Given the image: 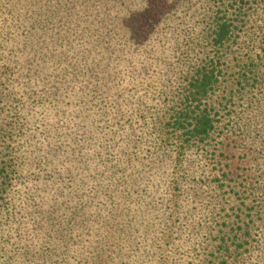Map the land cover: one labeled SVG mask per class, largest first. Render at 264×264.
I'll return each instance as SVG.
<instances>
[{"label": "rangeland", "instance_id": "1", "mask_svg": "<svg viewBox=\"0 0 264 264\" xmlns=\"http://www.w3.org/2000/svg\"><path fill=\"white\" fill-rule=\"evenodd\" d=\"M223 9L213 127L186 141L172 122L197 104L170 109L158 72L214 55ZM0 111L14 264H264V0H0Z\"/></svg>", "mask_w": 264, "mask_h": 264}, {"label": "trees", "instance_id": "2", "mask_svg": "<svg viewBox=\"0 0 264 264\" xmlns=\"http://www.w3.org/2000/svg\"><path fill=\"white\" fill-rule=\"evenodd\" d=\"M237 2V0H234ZM240 10V9H239ZM238 10V11H239ZM220 13L221 16L214 17L212 19V29L211 33L206 37H210L208 46L213 47L214 55L209 54V52L202 51L200 49H195L197 58L194 60L190 72H187L184 77L181 76L176 78L177 74L175 72V83L169 87L165 86L164 82L170 81L171 78H167V72L163 71V68L158 72V80H162L160 86L161 93L165 95L164 101L170 103V109L175 106H179L181 103H196L197 106H193L191 109L185 110L179 116L183 117L181 121L175 120L172 125H175L177 129H182V134L187 136L188 141L191 138L204 139L213 127L214 116L212 109L216 105L213 104L212 98L216 87L218 86V81L220 79V72L215 60L216 53H218L227 43H229L234 37V29L236 25L234 24L235 17L228 16L227 10L223 9ZM236 12H234V15ZM200 42V41H199ZM180 44V43H178ZM212 53V52H211ZM172 60V58H171ZM134 64L141 63L142 61L136 57L133 60ZM175 62V63H174ZM171 61L169 64L174 70H178V66L182 65L181 62ZM260 79L259 74H256L254 79ZM183 78V79H182ZM180 79H182L180 81ZM165 87V89H163ZM173 87L175 89L173 90ZM177 91L174 93L173 91ZM166 91H169L168 94ZM169 95V97H168ZM202 105L203 108L200 107ZM185 107H188V105ZM2 113V111H0ZM175 116H173L174 118ZM172 118V117H171ZM3 122V123H2ZM10 122H5V118L0 121V231L10 222L13 221L17 215L16 205L13 204V190L17 185L18 179L21 178L19 173V162H18V151L19 147H14L11 144V137L13 136ZM231 172V170H230ZM232 174L234 171L231 172ZM230 174V173H227ZM224 175V174H222ZM243 175V174H242ZM241 174L236 175V179L242 177ZM247 177L240 178V182H244ZM246 191V190H245ZM264 206V205H263ZM262 206V207H263ZM264 212V208L261 209ZM0 242H4V245L0 247V264H14L11 256L6 255V247L9 245V240L4 239L0 234ZM231 251L222 240L220 246L211 253V257L214 255H221L227 257L231 255Z\"/></svg>", "mask_w": 264, "mask_h": 264}]
</instances>
